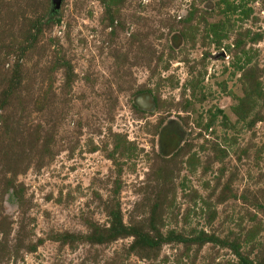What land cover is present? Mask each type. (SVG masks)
<instances>
[{
  "label": "rangeland",
  "instance_id": "374dc122",
  "mask_svg": "<svg viewBox=\"0 0 264 264\" xmlns=\"http://www.w3.org/2000/svg\"><path fill=\"white\" fill-rule=\"evenodd\" d=\"M4 99L0 264H264V0H0Z\"/></svg>",
  "mask_w": 264,
  "mask_h": 264
},
{
  "label": "trees",
  "instance_id": "16d2710c",
  "mask_svg": "<svg viewBox=\"0 0 264 264\" xmlns=\"http://www.w3.org/2000/svg\"><path fill=\"white\" fill-rule=\"evenodd\" d=\"M37 28L39 30L38 24H37ZM19 78L20 77H19V75H17V72H16V74H14V76L12 78V82L14 83V85L19 82ZM5 99H7V97H5ZM5 99L3 101L1 100V103H0L1 107H5V104H6ZM112 217H113V225H112V229H110L109 234H108V236L111 239L116 238L118 236L130 234V228L123 224L122 219H121L118 211H114L112 213ZM151 219H152V221H151L152 228H154V230H158L157 227H155V225H156L155 214H153L151 216ZM132 232L136 236V243L134 244V248L137 246L140 247L141 248V255H144L145 251H147L149 249L158 248L164 240H171L172 239V237H169L167 239L162 238L161 235L158 234L159 232L157 233L158 237L152 236L148 232H144L142 230H140V231L134 230ZM97 235L103 240L107 238L103 234H97ZM177 238L180 241H182V240L185 241V243H186V239H184L181 234L178 235ZM200 238L201 239H199V240L205 241L204 239H202V237H200ZM248 261L249 260L247 258H245L244 264H247Z\"/></svg>",
  "mask_w": 264,
  "mask_h": 264
},
{
  "label": "water",
  "instance_id": "95a60500",
  "mask_svg": "<svg viewBox=\"0 0 264 264\" xmlns=\"http://www.w3.org/2000/svg\"><path fill=\"white\" fill-rule=\"evenodd\" d=\"M62 2H63V0H52L54 12H56L60 9Z\"/></svg>",
  "mask_w": 264,
  "mask_h": 264
}]
</instances>
